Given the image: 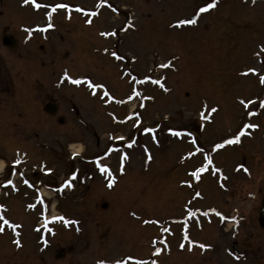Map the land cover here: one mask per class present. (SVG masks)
<instances>
[{
    "label": "rangeland",
    "instance_id": "1",
    "mask_svg": "<svg viewBox=\"0 0 264 264\" xmlns=\"http://www.w3.org/2000/svg\"><path fill=\"white\" fill-rule=\"evenodd\" d=\"M63 1L72 19L56 9L48 27L33 0H0V34L16 40L9 48L0 37V181L14 184L0 183V264H197L179 247L186 185L200 183L197 205L225 210L242 198L217 189L218 174L264 188V146L237 130L253 94L245 85L264 67V4L216 0L199 13L212 0ZM191 15L195 23H177ZM51 101L55 114L45 111ZM236 136L215 152L220 172L210 171L205 157ZM243 160L247 171L234 170ZM53 215L63 219L46 220Z\"/></svg>",
    "mask_w": 264,
    "mask_h": 264
},
{
    "label": "flooded vegetation",
    "instance_id": "2",
    "mask_svg": "<svg viewBox=\"0 0 264 264\" xmlns=\"http://www.w3.org/2000/svg\"><path fill=\"white\" fill-rule=\"evenodd\" d=\"M254 1L264 4V0ZM59 4L68 5L67 8L61 9L63 11L61 19L66 21V19L68 20L72 16L70 11L73 8L68 1L65 2L61 0L56 3V5ZM23 15L24 14H22L21 17H23ZM7 28L8 25L4 27L3 31ZM9 35L11 34L6 32L1 33V41L3 39L8 41L7 38ZM260 47H262V49L259 51L263 54L261 66H263L264 44H261ZM259 51L256 50L255 54L253 52L254 56L257 55ZM250 69L257 70V67H249V70ZM258 71H256V77L254 79L252 78L255 83L249 81L245 85V93L253 92V94L245 98V103H247L248 106L245 107L242 138L244 144L249 140H253V142H255V140L261 141V143H259L260 148L264 146V107L261 106L262 102H264V83L260 82V77L264 76V67L262 70ZM252 72L253 71H249L248 75H251ZM48 101L50 100H47V102ZM51 102L53 103V101ZM58 120L60 121L61 119ZM250 124H255L257 127H245V125ZM257 148L258 147H256V149ZM222 152L228 153L226 149H222ZM213 161L218 164L215 157ZM244 164L243 162L241 165ZM240 167H233V169L245 170ZM227 174L226 172L224 175L226 176ZM224 177L217 178L215 183L216 188L222 189V191L226 193V197H241L243 204L240 202L238 205L232 204L228 210H225L222 205L215 204L202 207L201 205H197V200L203 199L204 196L196 195L200 183L197 185L188 183L186 188L187 192L190 193V198L188 200L187 212L191 209V212L194 214H205L207 212V215L203 220H197L194 223V231H192V225L183 227L181 245H184V247H180L187 254H195L198 256L197 264H264V227L259 223V211L264 195V188L254 187L251 182L253 178L250 177L239 178L236 183L231 182V179H228L229 177L226 179H224ZM184 184L186 183L184 182ZM235 190H239L241 193L236 195L234 194ZM233 200L234 199L231 198V202ZM192 202H195L194 207H191ZM209 209H215L216 212H211ZM217 212L221 215H217ZM233 217H235V219H232ZM207 225H212L213 230L215 229L216 232L214 236L210 234V232H212L211 229L210 232L206 231L207 227L205 226ZM210 236H212V241H206ZM201 245H208L210 247L202 248Z\"/></svg>",
    "mask_w": 264,
    "mask_h": 264
},
{
    "label": "snow or ice",
    "instance_id": "3",
    "mask_svg": "<svg viewBox=\"0 0 264 264\" xmlns=\"http://www.w3.org/2000/svg\"><path fill=\"white\" fill-rule=\"evenodd\" d=\"M23 2H24L25 4H27V3H29V0H23ZM34 2H35V0H33V3H34ZM101 2H103V0H101ZM215 4H216V0H212V3L207 4L206 7H201V8L199 9V13H203V12H205L207 9H210V8L214 7ZM35 6H36L37 8L40 7L39 4H36ZM67 7H68V5H66V4L55 5V6H52V11H56L57 8H67ZM78 10L83 11V9H79V8H78ZM47 15H48L49 18H50V17H51V12L47 13ZM195 22H196L195 20H180V21H178L177 23H178V24H191V23H195ZM48 27H52V25L49 24ZM102 35H109V33L105 32V33H102ZM112 55H113V56H116L117 54H116L115 52H113ZM168 66H169V65H161V67H168ZM248 71H253V72H255L256 69H250V70H248ZM64 75H65V77H67L68 80H70V81H71L72 83H74V84H80V83H81V80H80L79 78L73 79L72 77L68 76L67 72H65ZM85 79H87V78H85ZM144 79H145V80H148V79H150V77H145ZM153 82H154V83H157V84H160V83H161L160 80H155V81H153ZM260 82H261V83H264V76H261V77H260ZM88 83H89V86H90L91 88H95V87H97V85L93 84L91 81H88ZM161 86L163 87V85H161ZM134 94H135V93H134ZM129 99H131V97H129ZM247 106H248V104L245 103V107H247ZM261 106L264 107V102H262V105H261ZM211 111H212V112H215L216 109L213 108ZM204 115H205L204 113H201V116H204ZM137 123H139V121H137ZM245 127H246V128H255V127H257V125H255V124H250V125H245ZM144 131H145V132H153L154 129H151V128H145ZM168 131H169L170 133H172L174 136H180V135H181V132H179V131H175V130H173V129H168ZM118 139H122V138H118ZM239 139H240L239 136L234 137L233 140L225 139V140L223 141V144H216V145H215V148H217V149H218V148H221V147H223V145H227V144L232 143V142H234V141H239ZM128 146L131 147V146H132V143L130 142ZM111 151H112V149L109 148V149H108V152H111ZM197 151H200V150L197 149ZM107 154H108V153H105V155H107ZM72 155H73V156H76L77 153H76V152H73ZM189 155H192V153H189ZM98 159H99V158H97V160H98ZM124 159H127V154H125L124 156H121V160H124ZM205 161H206V164H210V163H211V160H210V158H208V157H205ZM14 162H15V163H19V160L14 161ZM205 166H206V165H205ZM205 166H202V167H198V168H196V170L192 173V175H193L194 177H196L197 179H199V178H200V173L203 172V171H205ZM99 167H100V171H101V172H104V171H107V170H108V169H107V165H100ZM123 170H124V169L121 168V171H123ZM48 171H51V170L49 169ZM217 171H218V170H217ZM71 175H72V177H75V176H76V173L73 172V173H71ZM5 183L8 184V185H12L13 182H12L11 180H6ZM25 183H27V181H25ZM64 183H65L66 185H68L69 187L72 186L71 183H70V181H68V180H65ZM113 183H114V178H113V179H109L108 182H107V186H108L109 188H111V187H113ZM196 195H197V196H200L201 194H200L199 192H197ZM2 207H4V206H3V205H0V208H2ZM29 207H33V205H29ZM209 211H211V212H216L215 209H209ZM189 215H192L191 209H189ZM205 215H207V212L205 213ZM217 215H221V214L217 212ZM57 218H59V219H63V217H55V216L52 217V219H57ZM232 219H235V217H233ZM4 223L7 224V223H9V221H8V220H4ZM13 227H16V226L13 225ZM0 231H2V229H0ZM16 243L19 245V241H16ZM180 246H181V247H184V245H180ZM201 247L204 248V247H210V246H208V245H201ZM160 251H161V250H160L159 248L156 249V252H157V253H159ZM130 259H131V258H130ZM98 264H106V262H105V261H98ZM115 264H122V261H116ZM152 264H156V262L153 261Z\"/></svg>",
    "mask_w": 264,
    "mask_h": 264
},
{
    "label": "water",
    "instance_id": "4",
    "mask_svg": "<svg viewBox=\"0 0 264 264\" xmlns=\"http://www.w3.org/2000/svg\"><path fill=\"white\" fill-rule=\"evenodd\" d=\"M13 44L14 43H11V46ZM45 110H47L50 113H54L55 112V106L52 105V104H47V105H45ZM259 221H260L261 225L264 226V198H263V205H262V208H261V211H260Z\"/></svg>",
    "mask_w": 264,
    "mask_h": 264
},
{
    "label": "bare ground",
    "instance_id": "5",
    "mask_svg": "<svg viewBox=\"0 0 264 264\" xmlns=\"http://www.w3.org/2000/svg\"><path fill=\"white\" fill-rule=\"evenodd\" d=\"M4 165H5V163L2 161H0V171H1V168H3L4 167Z\"/></svg>",
    "mask_w": 264,
    "mask_h": 264
}]
</instances>
